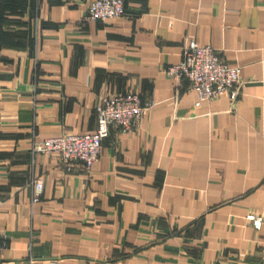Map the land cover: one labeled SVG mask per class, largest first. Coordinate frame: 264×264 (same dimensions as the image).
Returning <instances> with one entry per match:
<instances>
[{"label": "crops", "instance_id": "0c3cea01", "mask_svg": "<svg viewBox=\"0 0 264 264\" xmlns=\"http://www.w3.org/2000/svg\"><path fill=\"white\" fill-rule=\"evenodd\" d=\"M89 1L0 0V263L264 264V0ZM189 41L240 67L236 101L165 73ZM125 93L151 108L89 172L32 150Z\"/></svg>", "mask_w": 264, "mask_h": 264}, {"label": "built area", "instance_id": "2783aa9c", "mask_svg": "<svg viewBox=\"0 0 264 264\" xmlns=\"http://www.w3.org/2000/svg\"><path fill=\"white\" fill-rule=\"evenodd\" d=\"M124 13L122 0H90L83 19L104 21L122 16ZM165 73L175 81L183 78L188 80L197 97L195 106L220 95H227L234 102L239 94L240 67L221 60L212 47L198 45L194 41L188 42L182 51L180 62L166 67ZM151 105L150 102H143L137 93L105 96L94 108L97 121L94 132L63 133L46 137L34 144L32 150L53 154L67 166L78 165L89 172L99 158L102 141L108 137L109 128L112 127L120 132L130 131ZM42 191V179H35L32 187L33 202L39 201ZM246 217L254 228H260L262 222L260 217L254 215Z\"/></svg>", "mask_w": 264, "mask_h": 264}, {"label": "rangeland", "instance_id": "374dc122", "mask_svg": "<svg viewBox=\"0 0 264 264\" xmlns=\"http://www.w3.org/2000/svg\"><path fill=\"white\" fill-rule=\"evenodd\" d=\"M248 215H253V214H248Z\"/></svg>", "mask_w": 264, "mask_h": 264}]
</instances>
